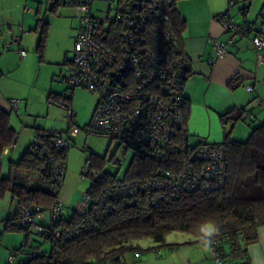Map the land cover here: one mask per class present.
Returning <instances> with one entry per match:
<instances>
[{"label":"built area","instance_id":"1","mask_svg":"<svg viewBox=\"0 0 264 264\" xmlns=\"http://www.w3.org/2000/svg\"><path fill=\"white\" fill-rule=\"evenodd\" d=\"M75 8L79 26L69 59V68L64 76L66 84L63 92L54 100L64 111L66 126L63 131L43 130L40 136H51L53 146L68 150L73 137L80 133L97 135L116 143V150L122 151L123 158H115L122 166L129 150L141 157L153 161L166 162L167 153L177 136L180 137L178 149L183 152L181 167L166 170L157 167L146 179H135L112 183L105 186L93 197L87 190L80 197L81 214L84 215L73 227L60 226L65 204L58 197L48 209L26 207L15 219V225L29 233H34L50 244V250H57L61 244L76 238L95 228L93 218L99 219L111 211V202L121 200L125 205H135L140 200L146 206L157 207L164 202L167 195H183L196 190L211 192L224 185L226 170L225 145L223 141L210 143L202 137L189 140L181 110L185 103L184 85L189 76L179 37L175 35L168 16L162 13L161 0H106L111 15L104 13L101 17L91 13L95 0H58ZM102 1V0H101ZM233 1H229V7ZM152 21L162 26L160 38L167 42L170 51L165 57L156 55L148 45L146 31ZM224 32H229L231 39L250 36L253 26L247 23H235L228 10L218 17ZM120 27L115 51L102 44L97 34L109 26ZM21 37L14 36L5 49L13 45L20 46ZM251 44L256 51L264 50V34L254 33ZM211 50L218 56L227 54L225 43L214 38ZM21 56L26 51L20 47ZM262 58V57H261ZM264 61V58H262ZM83 87L90 93L97 94V103L90 122L80 128L75 123L73 90ZM18 99H10L12 110L17 113ZM249 112L243 117L247 119ZM33 143L42 147L36 135ZM87 147L84 145L83 151ZM52 177L58 189L64 183L67 164L65 159L53 161L49 158ZM82 179L91 180L97 175L85 162L81 168ZM226 239H211L208 244L217 264H222L217 246ZM8 262H14L22 255L29 257L42 253L40 246L29 242L27 246L10 250ZM102 264H113L112 261Z\"/></svg>","mask_w":264,"mask_h":264},{"label":"crops","instance_id":"2","mask_svg":"<svg viewBox=\"0 0 264 264\" xmlns=\"http://www.w3.org/2000/svg\"><path fill=\"white\" fill-rule=\"evenodd\" d=\"M229 1L175 2L176 10L185 25L184 30L176 36L179 37L189 65L190 74L184 85L186 103L181 110L191 142H194L196 137H202L210 143H219L228 135L229 142L241 141L238 137L244 134H248V137L255 125L264 123V61H262L264 50L256 51L251 44V36L254 33L264 34V0H232L233 4L228 8ZM53 2L54 0H0V108L11 113L10 126L17 135L14 144L4 150L2 175L5 170L8 174L9 163L21 158L37 132V129L34 130L27 125L28 120H25L24 124L20 119L21 105L24 103L26 109H30L32 107L30 100L35 96H38V99L45 97L48 88L54 91V93L50 91L49 98L52 99L65 88L64 76L69 68L79 18L72 6L62 4L53 6ZM92 4L93 15L99 17L104 13L111 15L106 0H95ZM226 10L233 22L253 26L250 36H236L231 39L230 33L223 31L218 17ZM40 20L47 23V36L41 50L38 47ZM18 35L21 37L19 47L26 51L25 56L17 52L18 46L13 45L10 50L5 49L6 43ZM214 38L225 43L227 50L225 56L218 57L211 50L210 44ZM32 70L42 75V79L38 80L39 77L36 79L38 86L34 91L26 89L23 85V77ZM234 78L239 79L240 84L237 88L231 89L228 83ZM10 99L20 101L18 111L15 113L17 117H12ZM242 108L250 111L247 119L253 120L254 125L252 124L248 131L238 126L246 121L237 122L230 127L220 121V116L230 110ZM78 135L73 137V140ZM111 144L108 142L107 147ZM66 175L67 173L65 179ZM6 197L9 199L8 206L4 202ZM61 201L65 204L64 220L81 214V200L74 204L69 214L65 211L68 207L67 202L62 199ZM16 208L17 203L10 194H6L0 200V264H19L21 262L19 259L25 260V256L22 255L10 263L8 262L10 250L20 248L26 240L34 243L30 235L25 237L19 230L9 231L5 228V222L13 217ZM255 230V239L246 245L249 262L264 264V225ZM204 231H207L206 228ZM15 236H19L18 239H14ZM207 237L206 233L198 236L186 247L150 246L143 249L139 246L138 250L126 252L121 257L120 264H217Z\"/></svg>","mask_w":264,"mask_h":264},{"label":"trees","instance_id":"3","mask_svg":"<svg viewBox=\"0 0 264 264\" xmlns=\"http://www.w3.org/2000/svg\"><path fill=\"white\" fill-rule=\"evenodd\" d=\"M161 1L162 13L168 16L175 35L181 33L185 25L176 10V0ZM59 4L67 5L54 0L53 6ZM148 26L146 38L150 49L166 58L170 47L159 36L162 26L157 21H152ZM119 30L118 24L111 25L106 31L99 32L97 37L103 45L115 51L113 45L117 42ZM39 31L38 47L41 50L47 36V23L44 20L39 21ZM228 84L231 89H235L240 84L239 79L234 78ZM246 112L250 111L246 108L232 109L220 116V121L225 126H233L246 121L243 117ZM10 114L0 108V200L10 194L17 203L13 217L5 222V228L20 231L22 229L16 227L15 219L22 209L36 206L48 209L53 203L59 189L52 177L49 158L57 162L66 159L67 150L56 149L51 136H40L43 130H37L35 136H38L42 147L32 142L19 160L9 163L8 174L3 176L4 150L14 144L17 136L10 126ZM228 138L229 135L223 141L227 174L221 189L209 193L196 190L178 196L167 195L168 198L157 207H147L142 200L135 205L113 200L110 212L104 213L99 219L93 218L95 228L92 231L64 242L57 250H50V253L42 251L37 256L24 255L26 259L20 258L19 264H102L109 261L120 264L126 252L140 248L138 242L141 239H151L157 245L156 248L163 245L173 247L178 244L166 243V236L170 232L180 231L198 237L205 235L204 228L210 224L213 232L206 238L208 242L226 237L216 249L222 264H250L246 245L255 239V229L264 225V123L255 125L243 141L229 142ZM172 143L167 153L168 161L163 163L134 153L122 180L117 175L103 171L105 157L90 153L85 162L97 177L90 180L87 191L95 197L112 183L146 179L159 166L166 170L181 167L184 154L175 147L180 143V137L177 136ZM113 157L111 159L114 160ZM83 217L82 214L68 220L62 217L60 226L73 227ZM26 233L25 237L30 235L28 231ZM28 244L26 240L21 247Z\"/></svg>","mask_w":264,"mask_h":264},{"label":"rangeland","instance_id":"4","mask_svg":"<svg viewBox=\"0 0 264 264\" xmlns=\"http://www.w3.org/2000/svg\"><path fill=\"white\" fill-rule=\"evenodd\" d=\"M71 54V53H70ZM72 54L70 55V57ZM39 77V78H38ZM42 79V75L32 70L30 73L27 72L26 76L23 77L24 79V87L26 89H30L31 91H34V89L37 88L38 85H36V79ZM48 79V78H47ZM49 84V83H48ZM64 85L66 87V84L64 82ZM65 89V88H64ZM54 93L52 88H48L47 94L45 97H40L38 99V96H35V98L31 99V105L32 107L30 109H26V106L24 103L21 105L20 108V119L23 120L24 124L27 121V125L31 127L32 129L37 130H64L66 126V118L64 115V111L62 108H60L58 105L55 104L54 99L49 98L51 92ZM73 95L71 99V103L73 105L74 115H75V123L78 127L83 128V126L87 125L91 118L92 113L96 105L97 101V94L90 93L85 88L76 87L73 90ZM62 93V92H61ZM37 95V94H35ZM12 117H17L15 112H12ZM253 120L247 119L246 122L240 123L238 126L244 127L247 131L250 127H252ZM254 125V124H253ZM34 129V130H35ZM249 133V132H248ZM248 134H244L242 137H238V140H245L247 138ZM73 140V139H72ZM84 144L86 147L89 148L88 152L83 151ZM108 141L105 138H102L100 136L95 135H86L85 133L78 135L76 139L72 141L71 147L67 150V175L66 179L59 188V199L64 200L67 202L68 207L65 209L67 213L71 212V210L74 208V204L80 200V195L83 192H86L88 189L87 187L90 184V180L88 177L86 179H82L81 176V167L85 166V160L87 156L90 153L95 154L96 156L105 157V160H103V171L107 173H111L114 175H117L119 179L122 180L124 177V173L126 172V169L128 168L129 164L131 163V158L134 154V151L129 150L127 153V158L124 160V163L122 164V167H120L117 162H115L112 158L114 156L115 158H123L122 151L116 150V143L113 142L109 147ZM113 157V158H114ZM3 175H7V171L5 170L3 172ZM8 197L5 198L4 202L8 206ZM66 213V214H67ZM67 214V215H68ZM207 231H204L208 236L212 234V225H207L206 227ZM204 228V230H205ZM21 235L23 234L26 236V231L20 230ZM15 234V233H14ZM32 241H34V246H40L41 250L43 252L50 253V244L43 242V239H41L40 236H37L34 233H30ZM19 237V236H18ZM17 236L14 237V239H18ZM196 238L195 235L190 233H183L180 231H174L170 232L166 236V243L174 244L177 243V246H187L191 245V241ZM24 240V238H23ZM139 246L143 249H148L151 247H156L157 245L149 238H144L139 240ZM166 245H163L162 247H165ZM161 247V248H162ZM168 247V246H166ZM26 258V257H25Z\"/></svg>","mask_w":264,"mask_h":264}]
</instances>
